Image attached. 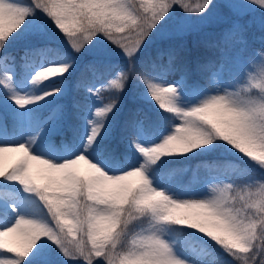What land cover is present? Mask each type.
I'll return each instance as SVG.
<instances>
[{
    "label": "snow or ice",
    "instance_id": "snow-or-ice-1",
    "mask_svg": "<svg viewBox=\"0 0 264 264\" xmlns=\"http://www.w3.org/2000/svg\"><path fill=\"white\" fill-rule=\"evenodd\" d=\"M0 264H264V0H0Z\"/></svg>",
    "mask_w": 264,
    "mask_h": 264
},
{
    "label": "trees",
    "instance_id": "trees-1",
    "mask_svg": "<svg viewBox=\"0 0 264 264\" xmlns=\"http://www.w3.org/2000/svg\"><path fill=\"white\" fill-rule=\"evenodd\" d=\"M219 30L220 28L216 25L199 30H190L183 34H173L171 39L165 40L163 43L161 38L158 37L153 39L142 55L146 58L155 59L159 49L170 47L174 49L175 66L177 69H187L189 82L198 81L201 84H205L210 70L208 62L213 61L218 64L220 60L221 53L218 48L213 46L218 38ZM257 35H259L258 31ZM255 47L260 49L258 42ZM14 54L19 56L22 52L14 51ZM158 62H167V52H165L163 60ZM77 75H79V72L70 79L74 80ZM179 75V71L174 74L175 78H179ZM201 163L202 160L199 158L186 162V167L189 170L185 172L183 181L186 185L192 187L193 190L205 187L202 181L209 176L208 170L201 167L197 174V180L192 181L193 170H195L196 165Z\"/></svg>",
    "mask_w": 264,
    "mask_h": 264
},
{
    "label": "rangeland",
    "instance_id": "rangeland-1",
    "mask_svg": "<svg viewBox=\"0 0 264 264\" xmlns=\"http://www.w3.org/2000/svg\"><path fill=\"white\" fill-rule=\"evenodd\" d=\"M214 25L215 24H211V25L210 24H202L200 22L193 21L192 22V26L188 30H186L185 32L190 31V30L204 29V28L211 27V26H214ZM168 30L169 31H172L175 34V21L173 22L172 25H170V27H169ZM158 37L159 36H157L155 38H158ZM14 160H15V156H12L10 158H7L6 161H5V163H6V165H10ZM38 168H39V165H37L35 162H32V170L35 172ZM205 187H207V185H205Z\"/></svg>",
    "mask_w": 264,
    "mask_h": 264
}]
</instances>
